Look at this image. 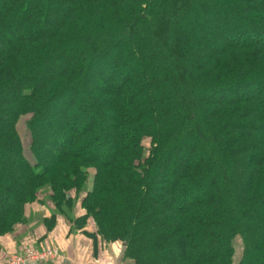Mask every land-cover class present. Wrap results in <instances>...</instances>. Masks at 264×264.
Wrapping results in <instances>:
<instances>
[{
    "label": "trees",
    "instance_id": "16d2710c",
    "mask_svg": "<svg viewBox=\"0 0 264 264\" xmlns=\"http://www.w3.org/2000/svg\"><path fill=\"white\" fill-rule=\"evenodd\" d=\"M31 204L125 264H264V0H0V235Z\"/></svg>",
    "mask_w": 264,
    "mask_h": 264
},
{
    "label": "crops",
    "instance_id": "0c3cea01",
    "mask_svg": "<svg viewBox=\"0 0 264 264\" xmlns=\"http://www.w3.org/2000/svg\"><path fill=\"white\" fill-rule=\"evenodd\" d=\"M44 204H31L29 206L28 219L26 223L17 225L13 231L0 235V264H7V259L25 246H43L52 240L59 242V246L64 247L65 260L58 264H94V258H100L102 264H125L121 258L122 248L118 244L103 246L98 243L95 248L94 241L87 235L69 229L70 223L59 219L57 227L49 231L41 223V218L50 215V210H46L40 219H35L40 207ZM82 213L77 209L76 215ZM73 230V231H72Z\"/></svg>",
    "mask_w": 264,
    "mask_h": 264
},
{
    "label": "built area",
    "instance_id": "2783aa9c",
    "mask_svg": "<svg viewBox=\"0 0 264 264\" xmlns=\"http://www.w3.org/2000/svg\"><path fill=\"white\" fill-rule=\"evenodd\" d=\"M65 260L61 247L46 245L26 246L22 250L10 255L8 264H58ZM95 264H102L100 258H94Z\"/></svg>",
    "mask_w": 264,
    "mask_h": 264
},
{
    "label": "rangeland",
    "instance_id": "374dc122",
    "mask_svg": "<svg viewBox=\"0 0 264 264\" xmlns=\"http://www.w3.org/2000/svg\"><path fill=\"white\" fill-rule=\"evenodd\" d=\"M201 25H204V26H206V27H210L209 25H210V23L209 24H207V25H205V24H201ZM97 78H98V76H97ZM18 128H19V131H20V133H21V136H22V138H23V141H24V145H25V151L27 152V155H29V142H30V140H29V136L27 135V131H26V129H25V125L23 124V123H20L19 125H18ZM92 178V177H91ZM91 180V179H90ZM47 210V206L45 205V207H40V210H39V213H36L35 214V217L33 218V220L35 221V219H40L41 218V215L45 212ZM62 220H64L63 218H62ZM65 222L66 223H68L66 220H65ZM47 244V243H46ZM45 244V245H46ZM49 244H51V245H53V246H57V247H60L59 246V242L58 241H56L55 239L54 240H52V241H50L49 242ZM63 245V244H62ZM62 245H61V249H62V252H63V254L65 255V253H64V247H62ZM14 254V253H13ZM10 257V256H9ZM9 257H8V259H7V264H8V260H9ZM63 263V262H62ZM95 264V263H94ZM100 264V263H99Z\"/></svg>",
    "mask_w": 264,
    "mask_h": 264
}]
</instances>
